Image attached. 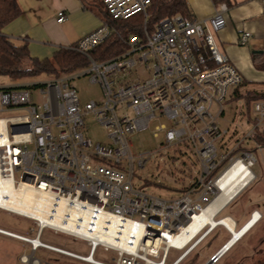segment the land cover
I'll return each mask as SVG.
<instances>
[{"label":"built area","instance_id":"2783aa9c","mask_svg":"<svg viewBox=\"0 0 264 264\" xmlns=\"http://www.w3.org/2000/svg\"><path fill=\"white\" fill-rule=\"evenodd\" d=\"M100 2L114 20L143 16L141 34L126 40L124 52L104 61L91 57V51L113 32L101 21L73 47L89 62L77 75L50 77L39 87L33 84V89L27 85L0 90V109L22 112L2 119L0 186L11 183L18 192L26 191V202L35 210L48 208V218L56 216L55 206L61 203V222L69 227L58 229L35 217L9 212L36 226L27 235L3 229L0 235L24 245L19 250L22 264H40L34 258L38 249L86 264H166L170 250H176L181 253L170 264H179L210 234L211 228L203 224L197 225L186 241L180 239L182 231L217 198L224 175L238 160L252 167V151L243 148L244 143L257 144V137L264 134V99L250 102L249 129L242 140H235L230 149L221 145L227 130L220 129L216 119L223 114V103L233 100L242 84L240 74L215 40L226 26L224 14L229 6L225 1L214 4V14L205 20L174 15L162 18L152 28L147 26L149 0ZM65 18L63 12L57 14L58 23ZM251 37L243 32L237 45L245 46ZM138 69L145 76L136 74ZM86 75L100 87L102 98L81 108L70 81ZM33 91L41 96V103L32 101ZM213 105L217 107L215 114L211 113ZM87 115L107 130V144L94 145L86 137ZM152 122L157 123L153 137L163 134L159 150L183 145L200 165L195 181L169 200L151 194L141 182H133L134 167L143 169L155 153L133 155L129 136L148 129ZM2 197H9L5 190ZM44 229L88 242V254L82 256L41 242ZM112 234L120 240L123 235V247L103 240ZM98 246L117 256L111 263L95 260L93 253ZM225 247L210 258L211 264L224 254Z\"/></svg>","mask_w":264,"mask_h":264},{"label":"rangeland","instance_id":"374dc122","mask_svg":"<svg viewBox=\"0 0 264 264\" xmlns=\"http://www.w3.org/2000/svg\"><path fill=\"white\" fill-rule=\"evenodd\" d=\"M186 3L190 14L196 18H199L200 14L213 11L209 0H186ZM217 35H215L216 42ZM249 40H252V37ZM249 43L245 46H238L236 44L240 51H244L242 53L244 58L246 50L247 54L252 57L255 55L254 52L261 51L251 47L249 48ZM79 72L67 76L72 78V76L77 75L76 73ZM249 73L250 80L253 82H248L245 86L242 84L237 87L242 96L246 92L260 90L264 83V73L262 71L249 67ZM136 74L145 76L142 70L139 69ZM49 78L46 76H38L27 81L29 84H41ZM135 78V73H132L131 79L134 80ZM0 80L9 79L0 76ZM70 84L77 92L81 108L90 102L99 103L101 101V89L97 84L90 81L89 76L75 77L70 81ZM252 94L253 92L248 95L251 96ZM32 101L35 103L42 102L41 96H38L36 91L32 92ZM249 108V105H245L243 98L223 103V114L216 119L217 126L222 130H227V135L221 141V145L230 149L235 140H242L243 133L249 129L247 122V110ZM216 110V105H213L211 113L215 114ZM20 114L22 112L18 110H1L0 118ZM84 123L87 129L86 137L94 145L107 144L109 142L107 130L101 127L92 115L84 117ZM156 124L152 122L148 129L129 136L133 155L137 156L150 152L155 153L143 169L134 167L133 182L136 184L141 182L143 187L147 188L151 194L164 200H169L176 198L183 188L195 181L198 176L196 171L200 170V165L193 153L183 145L177 146L176 149L163 148L159 150L163 143V134L159 133L158 138L153 137V127ZM244 147L247 150H252L254 157L253 165L250 167L253 180L224 208L217 216V220L227 215L231 216L238 221V225L235 228L238 229L252 210L258 211L260 219L232 249L214 264H264V145L260 146L254 143L246 145L244 143ZM15 178L17 179L18 175ZM34 225L36 226L31 220L0 209V229L19 235H27L28 231L32 230ZM228 238L229 234L226 230L222 226H217L179 264L208 263L209 257L211 255L213 256ZM40 240L43 243L82 256H86L90 249L88 242L50 229L43 230ZM23 247L24 245L20 242L0 235V264H22L19 250ZM180 253L181 251L170 250L166 264H170ZM116 256V252L101 246H98L93 253V258L103 263H111L112 259ZM34 258L40 264H86L43 249H38L34 254Z\"/></svg>","mask_w":264,"mask_h":264},{"label":"crops","instance_id":"0c3cea01","mask_svg":"<svg viewBox=\"0 0 264 264\" xmlns=\"http://www.w3.org/2000/svg\"><path fill=\"white\" fill-rule=\"evenodd\" d=\"M209 1L212 5L213 11L200 14L199 18H196L189 12L190 17L196 20H205L214 14V4L219 1H225L228 4L229 9L224 14L226 26L217 35V45L220 51L228 58L229 63L240 74L242 78V84L245 86L248 82L252 83L253 81L250 80L251 77L249 73V67H253V69H255L252 60L253 57L249 56L246 50L244 58L242 55L244 51H240V49H238L236 42L243 32H249L252 36V40L247 42V44L250 42L249 48L251 47L255 50H261L262 53L264 52L263 0ZM17 2L21 8V15L4 26L1 30V33L16 46L25 44L27 47L28 56L32 59L45 60L51 58L57 50L60 48H69L75 45L81 37L97 29L101 24V19L92 9L94 0H17ZM59 12H63L66 16L62 23L57 22V14ZM23 64L24 67H29V59L25 58L23 60ZM27 85H31L27 80L19 82H13L10 79L0 80V89ZM252 92H264V83L260 90H253L246 93ZM12 117L14 116L0 118V120ZM231 201L228 204H230ZM224 208L219 212V214L224 210ZM253 212L258 213V211L252 210L238 229H235L238 225V221H236L233 217L227 215L222 218H229L231 221H233L234 230L237 231L248 224V222L251 220L250 218ZM224 229L226 230L227 228ZM226 232L229 234V238L223 245L227 244V242L232 237V235L229 233L230 231L228 232L226 230ZM238 241L232 244V246L228 248L223 255L232 249Z\"/></svg>","mask_w":264,"mask_h":264},{"label":"trees","instance_id":"16d2710c","mask_svg":"<svg viewBox=\"0 0 264 264\" xmlns=\"http://www.w3.org/2000/svg\"><path fill=\"white\" fill-rule=\"evenodd\" d=\"M92 9L101 21L107 22L113 29L111 36L91 51V57L94 60L104 61L124 52L127 48L126 40L131 35L141 34L144 23L141 14L126 20H114L110 18L100 0H94ZM147 14V26L149 28H152L156 22L165 17L174 15L190 17L186 0H149ZM20 15L21 8L17 0H0V76L7 77L13 82L28 80L38 76L58 78L81 71L88 66L87 57L77 53L73 49L75 45L69 48H60L49 59L37 60L30 58L25 44L16 46L1 33L4 26ZM25 58H28L30 62L27 68L23 66ZM253 63L257 70L264 72V52L260 55H254ZM39 86L40 84L36 85V87ZM27 88L33 89L34 85H29ZM242 98L245 100L246 105H249L253 100L264 99V92L253 93L251 96H242L236 90L233 100ZM256 143L260 146L264 145V134L257 137ZM186 189L187 187L183 188L181 192Z\"/></svg>","mask_w":264,"mask_h":264},{"label":"bare ground","instance_id":"6f19581e","mask_svg":"<svg viewBox=\"0 0 264 264\" xmlns=\"http://www.w3.org/2000/svg\"><path fill=\"white\" fill-rule=\"evenodd\" d=\"M4 127L5 121L0 120V134ZM252 177L253 175L246 164L243 161L238 160L219 182L220 193L217 198L205 210H203L200 216L194 219V222L187 229L182 231L180 239L186 241L195 231L197 225L208 224V228H211V230H213L217 225H222L223 228H227L232 233V237L227 242V244H225V246L230 248L232 244L238 241L260 219L259 214L256 213L254 217L248 222V224L237 231L234 230V222L229 218L215 220L214 217L226 204L232 200L233 197H235L242 189H244ZM3 190L8 193V198L2 197ZM25 192L26 191L18 192L15 190V188H13L11 183H4V185L0 186V208L7 212H13L18 215L35 217L43 224L45 223L58 229L67 230L69 226L67 224H62L60 218L63 211V206L61 203L55 206L57 211L56 216L48 218V208L39 206L36 210L33 209V207L28 204V202H26ZM114 235L112 234L113 237L107 236L103 240L107 243H110L111 245L123 247V235L120 236L121 240L115 238ZM88 237H91L90 234ZM88 260L90 261L91 259L89 258Z\"/></svg>","mask_w":264,"mask_h":264},{"label":"water","instance_id":"95a60500","mask_svg":"<svg viewBox=\"0 0 264 264\" xmlns=\"http://www.w3.org/2000/svg\"><path fill=\"white\" fill-rule=\"evenodd\" d=\"M261 53H262V51L254 52V54H261ZM0 90H1V89H0ZM10 127H11V128H14L15 126H14V125H10ZM226 249H228L227 246L225 247V249L223 250V252H224ZM214 258H215V257H214ZM206 264H211V263H210V261H209V262L206 263Z\"/></svg>","mask_w":264,"mask_h":264}]
</instances>
